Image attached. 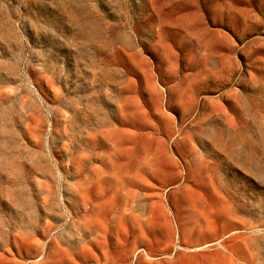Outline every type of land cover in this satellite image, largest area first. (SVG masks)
Wrapping results in <instances>:
<instances>
[{
  "label": "rangeland",
  "instance_id": "rangeland-1",
  "mask_svg": "<svg viewBox=\"0 0 264 264\" xmlns=\"http://www.w3.org/2000/svg\"><path fill=\"white\" fill-rule=\"evenodd\" d=\"M0 264H264V0H0Z\"/></svg>",
  "mask_w": 264,
  "mask_h": 264
}]
</instances>
